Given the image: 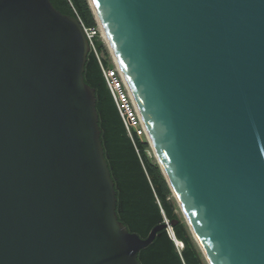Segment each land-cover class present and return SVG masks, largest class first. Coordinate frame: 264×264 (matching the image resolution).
Masks as SVG:
<instances>
[{
	"label": "water",
	"instance_id": "obj_1",
	"mask_svg": "<svg viewBox=\"0 0 264 264\" xmlns=\"http://www.w3.org/2000/svg\"><path fill=\"white\" fill-rule=\"evenodd\" d=\"M87 3L206 264H264V0ZM88 55L50 0H0V264H140L175 224L118 221Z\"/></svg>",
	"mask_w": 264,
	"mask_h": 264
},
{
	"label": "trees",
	"instance_id": "obj_2",
	"mask_svg": "<svg viewBox=\"0 0 264 264\" xmlns=\"http://www.w3.org/2000/svg\"><path fill=\"white\" fill-rule=\"evenodd\" d=\"M63 15L79 17L85 27L95 26L87 0H50ZM96 48L109 65L108 54L102 41ZM85 84L94 89L95 109L98 115L100 141L104 157L114 183L118 221L128 232L146 239L150 232L166 221L179 248L168 229L157 232L153 242L138 253L140 264H206L183 218L178 214L171 192L157 164L152 162L145 141L134 137L131 141L100 70L94 54L89 53L84 66Z\"/></svg>",
	"mask_w": 264,
	"mask_h": 264
},
{
	"label": "built area",
	"instance_id": "obj_3",
	"mask_svg": "<svg viewBox=\"0 0 264 264\" xmlns=\"http://www.w3.org/2000/svg\"><path fill=\"white\" fill-rule=\"evenodd\" d=\"M76 18L78 19L79 23L81 24L84 30V34L89 44V53L94 54L99 63L103 79L114 101L119 117L129 138L131 139V141H133L134 137H136L141 141H145L149 145L146 128L143 124L134 98L124 79L123 73L118 63L113 59L112 55L109 54L110 64H103L104 57L97 51V39L105 42L102 38V30L100 25L96 22L95 26L93 27H85L77 15ZM165 223L169 224L167 221ZM167 229L169 235L173 238L171 227L168 226ZM176 245L179 248H182L181 243L176 242Z\"/></svg>",
	"mask_w": 264,
	"mask_h": 264
},
{
	"label": "rangeland",
	"instance_id": "obj_4",
	"mask_svg": "<svg viewBox=\"0 0 264 264\" xmlns=\"http://www.w3.org/2000/svg\"><path fill=\"white\" fill-rule=\"evenodd\" d=\"M91 13H92V12H91ZM92 15H93V14H92ZM93 17H94V16H93ZM95 23H96V22H95ZM102 42H103V41H102ZM103 44H104V47H105L106 52H107V54H108L107 59H109V57H110V55H109V54H110V53H109V49H108V47L106 46L105 42H103ZM148 146H149V145H148ZM147 155H148L149 159H150L152 162H154L155 164H157V160H156L155 155H154V153H153V150H152V148H151L150 146H149V150L147 151ZM171 197H172L174 203H175L176 206H177V203H176L175 199L173 198L172 194H171ZM177 208H178V206H177ZM178 214L182 217V214H181L179 208H178Z\"/></svg>",
	"mask_w": 264,
	"mask_h": 264
},
{
	"label": "bare ground",
	"instance_id": "obj_5",
	"mask_svg": "<svg viewBox=\"0 0 264 264\" xmlns=\"http://www.w3.org/2000/svg\"><path fill=\"white\" fill-rule=\"evenodd\" d=\"M100 26H101V30H102V38L104 39L105 44H106V46L108 47V49H109V51H110V54L112 55L113 59L116 61V57H115V55H114V53H113V51H112V49H111V47H110V43H109V41H108V37H107V35H106V33H105V31H104L102 25H100ZM116 62H117V61H116ZM178 243H179V242H178Z\"/></svg>",
	"mask_w": 264,
	"mask_h": 264
}]
</instances>
